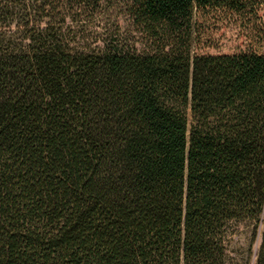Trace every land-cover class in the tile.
<instances>
[{
    "label": "trees",
    "instance_id": "trees-1",
    "mask_svg": "<svg viewBox=\"0 0 264 264\" xmlns=\"http://www.w3.org/2000/svg\"><path fill=\"white\" fill-rule=\"evenodd\" d=\"M262 27L264 0H0V264H264Z\"/></svg>",
    "mask_w": 264,
    "mask_h": 264
},
{
    "label": "rangeland",
    "instance_id": "rangeland-1",
    "mask_svg": "<svg viewBox=\"0 0 264 264\" xmlns=\"http://www.w3.org/2000/svg\"><path fill=\"white\" fill-rule=\"evenodd\" d=\"M106 10V9H105ZM75 29L85 28L84 36L89 43L94 42L98 37L105 36L104 32L106 30V11L103 15L98 16L97 19H94L91 23L84 24L83 26L75 25ZM260 33L264 35V27L259 29ZM246 34L244 29L239 28L232 22H223L219 23L216 27L213 28L212 36H213V47H207L206 50L211 53L216 52H232L238 46H240L241 39L239 38L241 35ZM255 35V34H254ZM258 37H260L258 35ZM261 41L262 38L260 37ZM261 46L264 49V39L261 42ZM263 228H259V235L257 236L255 242L252 245V250L254 254L252 256V260L255 261L257 254L259 252L261 246V232ZM250 234L247 227L241 226L239 227V231L230 236L228 242L229 254L231 256L237 255V258L240 256H245L247 249L250 244Z\"/></svg>",
    "mask_w": 264,
    "mask_h": 264
}]
</instances>
